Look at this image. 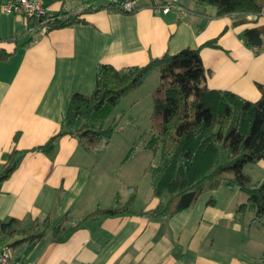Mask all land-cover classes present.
<instances>
[{
	"label": "crops",
	"instance_id": "obj_1",
	"mask_svg": "<svg viewBox=\"0 0 264 264\" xmlns=\"http://www.w3.org/2000/svg\"><path fill=\"white\" fill-rule=\"evenodd\" d=\"M40 1L49 15L86 7L84 0ZM167 1L176 6L166 14L151 8ZM5 2L0 0V48L12 51L16 38L20 43L27 39L28 23L23 16L4 12ZM136 6L133 14L107 8L86 13L82 18L87 23L42 33L0 63V167L14 147L31 150L59 132L72 96L93 93L100 63L120 70L143 66L218 37V47L201 50L209 70L208 86L252 101L260 98L264 35L261 47L250 48L244 32L260 27L264 34V15L256 23L233 26V16H217L215 7H198L193 0H138ZM116 135L117 131L92 152L76 138L62 136L50 154H23L11 177L0 184V228L11 218L29 221L68 215L76 223L98 207L125 204L131 188H136L134 205L140 194L144 198L137 210L155 208L160 199L151 184L135 186L148 174L145 169L155 151L147 147L149 140L134 151L133 141L124 142ZM116 139L125 144L119 146L118 155L109 153ZM244 171L254 181H264V160L248 163ZM247 201L237 187L221 185L172 217L121 213L90 218L64 242L48 233L9 249L26 264H264L263 226L253 220V210L242 218L237 214Z\"/></svg>",
	"mask_w": 264,
	"mask_h": 264
},
{
	"label": "trees",
	"instance_id": "obj_2",
	"mask_svg": "<svg viewBox=\"0 0 264 264\" xmlns=\"http://www.w3.org/2000/svg\"><path fill=\"white\" fill-rule=\"evenodd\" d=\"M193 1L198 7H215L217 16H233V26L256 23L264 15V0ZM97 2L84 0L86 7L77 12L62 11L48 18H27V39L20 43L21 38H16L12 51L0 48V63L28 47L42 33L87 23L82 18L86 13L103 8L122 14H133L138 10L123 11ZM263 35L260 27L246 29V46L261 47ZM204 46L218 47V37L199 48H185L175 54L166 53L153 58L143 66L120 70L111 64H98L93 93L72 96L59 132L31 150L14 147L0 167L1 184L17 169L23 154L34 151L50 154L56 139L62 136L76 138L87 151L97 150L108 143L118 129L116 121H109L120 102L156 70L159 81L152 91L150 117L153 134L147 147L153 151L161 149L160 164H150L145 169V173L150 174L152 191L160 199L155 208L133 209L136 188H131V196L125 204L98 207L76 223L71 222L68 215L29 221L11 218L1 225L0 248L31 243L48 233L64 242L90 218L121 213L150 218L172 217L194 205L203 193L221 185L237 187L247 195V203L241 204L237 211L242 212L250 206L255 213L253 220L264 221V181H254L244 171L248 163L264 160V85H259L261 96L256 101L230 90L211 89L208 86L209 70L201 55ZM18 139L19 134H16L14 142L17 143ZM261 259L264 262V255Z\"/></svg>",
	"mask_w": 264,
	"mask_h": 264
},
{
	"label": "rangeland",
	"instance_id": "obj_3",
	"mask_svg": "<svg viewBox=\"0 0 264 264\" xmlns=\"http://www.w3.org/2000/svg\"><path fill=\"white\" fill-rule=\"evenodd\" d=\"M97 4L100 5L107 3L106 0H98ZM209 8H213V7H209ZM158 81H159V73L158 71L155 70L145 78L143 84L137 90L129 93V95H127L126 98L124 97L125 98L124 101H122L121 105L117 107V109L115 110L114 114L110 119V120L115 119L116 123H118L119 125L117 129V135L119 134L118 137L123 138L124 142H127L126 140L133 141L131 143V146L133 147L134 151L140 149V147L146 144V142L150 139V137L153 134V129L151 127V122H150V117L153 110L152 91L157 86ZM136 103L138 104L137 106L134 107V104ZM123 113H126V115L122 116ZM119 146L124 148L125 144L122 143V141L120 140L116 141L114 147H112V150H110L109 153H113L114 151H117L116 155H118L120 153ZM160 153H161V149L158 148L155 151V156L153 157L152 155L150 162L152 163L153 166H157L160 164ZM134 168L136 169V166H134ZM133 175L137 179L138 173L136 170L135 172H133ZM140 175L142 176V174ZM138 181H136L135 186H150V174L149 173L146 174L144 178L139 177ZM117 184H120V182H117ZM119 186L122 185L120 184ZM142 193L144 192L142 191ZM142 204H144V198L140 194V197L138 201L135 203L133 209L137 210L138 208L142 207L141 206ZM237 214L241 218L244 216H249L252 215V209L250 206H247L244 211L242 212L237 211ZM254 215L255 213H253V216ZM256 222L261 226H263L264 223L263 220ZM235 247H239V243H237Z\"/></svg>",
	"mask_w": 264,
	"mask_h": 264
},
{
	"label": "built area",
	"instance_id": "obj_4",
	"mask_svg": "<svg viewBox=\"0 0 264 264\" xmlns=\"http://www.w3.org/2000/svg\"><path fill=\"white\" fill-rule=\"evenodd\" d=\"M138 0H106V3L112 7L121 8L123 11H131L137 8ZM176 6L174 1H167L163 4L153 5L151 8L156 13H168ZM2 9L8 14L20 15L25 18L37 17L48 18V11L43 7L40 0H6ZM45 30V29H44ZM0 264H26L21 260L15 258L9 248L0 249Z\"/></svg>",
	"mask_w": 264,
	"mask_h": 264
}]
</instances>
